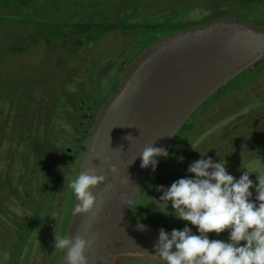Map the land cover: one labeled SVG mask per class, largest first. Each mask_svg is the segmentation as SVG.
I'll return each mask as SVG.
<instances>
[{
	"label": "rangeland",
	"instance_id": "1",
	"mask_svg": "<svg viewBox=\"0 0 264 264\" xmlns=\"http://www.w3.org/2000/svg\"><path fill=\"white\" fill-rule=\"evenodd\" d=\"M50 1L51 2L47 3H44L45 0L42 1L33 14L23 15V13L20 12L19 20L21 23H19V25L13 22L5 23L4 25L9 27V31L4 33L3 28H0V48L2 49L8 45L10 40H19L23 34H25V36H32L37 32L43 31L46 24L60 23L63 21H80L82 14L85 11L90 10L87 5H89V3L93 4L92 0H86L83 1L84 4H76V7H64L59 3L54 2V0ZM145 1L149 2L148 7L144 5ZM102 4L101 7L100 5L97 6V11L103 12L102 10L105 8L106 11L110 10L113 16H110L109 19L114 23L117 22L115 19V12L117 13L119 10H127L130 12L137 10L135 15L132 14L126 17L120 16L116 18H118L121 23L128 22L141 28H143V26H151L152 22L193 23L197 21H208L218 14L217 11L210 10L205 6H196L190 10L181 9L175 16H170L167 12L171 13V11H174L172 8L175 3H156V0H125L124 6L122 3L116 1L107 3L102 2ZM257 4L258 5L253 4L256 13L258 12L263 15L264 8L260 3ZM114 8L117 9L112 10ZM138 14H142V16L135 18ZM94 15H98L96 11L92 14V16ZM240 15L243 18L248 19L255 16L251 13L244 12H241ZM24 16L26 20L24 19ZM22 22L27 23V25L22 24ZM98 25L100 26V23H98ZM144 32H146V35H143ZM159 32V30L156 31V33ZM120 34L124 36L120 37L104 33L101 41L98 43L97 41L96 43L92 42L91 47L87 46V42H85L84 39H81L80 41L69 39L67 42L64 40L65 44L63 46L56 47L53 45L55 44V41H53L50 45L46 44L45 46L30 49L29 53L22 56L24 60L23 63H21L20 58L13 57V59L6 62L5 67H1L2 72H0V74L3 73L2 82L7 83L8 81L13 80L19 82L22 84V87H24L22 91L26 94L31 91L32 81L37 85H44L43 88L52 87L55 89L57 88L58 83L62 85L63 82H68L70 95H73L72 97L78 99L77 101L72 102L73 106H77V109L75 110L76 113H78V111H83V108L88 107L92 112L91 115L96 116L98 108H100L101 105L117 90L121 79L120 76L112 83L106 82L105 79L101 81L99 80L100 82H98L96 81L97 68L99 66L103 67L106 63L114 61L113 63H116L117 65L116 68L122 70L121 73L126 71V67L130 65L128 63L129 46H127V44L132 45V43L138 40L140 42L139 45H141V39L144 37L153 38L151 32L148 31H132L128 33L121 31ZM76 53H80V55L76 56ZM2 60L4 61V59ZM54 65L56 68L53 70ZM90 75L91 77L88 79V76ZM51 76L52 78L50 82L46 84L45 79ZM231 82V85L227 83L223 86L226 87L225 91H227V93L222 98V101L216 103L214 99H208V102L206 101L207 103H204L205 105L203 104L204 107H202V105L190 117L188 120L189 122L187 121L190 124L188 128H191L190 133L192 135L200 130L203 131L196 138L189 139L188 145L181 148L179 152H188L189 154H192L202 143H206L209 137H218L221 134L219 138L223 140L221 143L223 155L221 156L216 153H214V155L217 158L222 157V159L226 161L227 171L233 176L234 171L238 170L240 167H249L258 170L262 167V163H264V141H260L263 142L262 144H258L257 142L255 144L252 143L253 140L257 139L255 136H258V133L264 138V111L262 110L264 108V64L246 70ZM93 88L95 89L93 90ZM235 89L241 90V92H239L240 97L234 94L233 91ZM248 89H250V91H244ZM93 91L95 94H93ZM221 95L223 94H219L218 96ZM71 119L67 118L64 120L63 115L57 112L52 120L55 130L51 129L50 133L54 135L53 142L56 145L52 150L56 157V166L59 164L61 166H71V169L68 168V174L70 175V173H74V177L72 178L74 179L78 173L79 158L83 149V143H85L84 141L86 140L85 136L90 134L91 128H89L87 135L84 136L78 128H76V124L74 125V123L70 122ZM38 126H42V124L39 125L35 123L34 125H31L32 131L34 129V132L36 131L39 135H44L45 128H37ZM244 135L247 136V140L242 141ZM77 136H81L79 138L80 140L84 138L79 143V146L73 142V140H75L74 138ZM22 141L31 148H36V146H38L36 149H42L44 143L48 145L46 137L42 139L40 137L34 139L32 135L30 137L23 136ZM252 144L253 146H251ZM9 146L10 142L7 139L0 143V172L4 173V177H6V175L10 177L13 180V183L18 185V192L22 194L24 192V189L22 188L24 182L21 181L24 178H28L25 171L26 167L24 166L26 159H20L21 157H25L23 154L25 150L23 148L24 145L17 147L21 149L15 157H13L14 155L11 157L9 154ZM39 146L42 148H39ZM201 152L211 153L210 147L209 149L202 148ZM238 155H240L239 158L237 157ZM192 157L193 160L191 164L194 162V154ZM64 159L66 160L65 162L67 165L63 163L61 164V161L63 162ZM29 160L32 165L34 163L32 158H29ZM73 163L74 166H72ZM48 169L49 166L47 165V168L44 169V175L39 174L38 171L32 174L31 177V179L38 178L42 180L39 188L42 192H45L47 189L43 179L44 177L46 178ZM64 173L66 174V172ZM155 176L156 175L153 171L143 186V190L146 185L148 188L151 186ZM68 180L71 179H68L65 176L63 178V183H57L58 190H56L55 193L50 194L48 205L40 211L39 218L35 220L36 226L34 225L33 228L38 229L36 231V237L34 236L35 231L32 229L31 235L24 245L22 246L21 244L22 247H19L20 242L17 241L19 231L27 226L38 206L34 204L33 201L28 202L24 199L20 200L18 196L17 198L14 197L9 193L10 188L4 187L2 193L8 198L5 205L6 210H4V212L8 215L11 221L7 220L3 225L0 223V243L2 240L5 243H18V248L14 245L11 252L0 250L2 254H4L3 257H7L3 258L0 255V264H60L58 261L60 252L56 251L54 247V230L57 228L58 233L62 235L66 234L65 228L67 216L69 206L71 208V199L73 198L71 190L65 188V184ZM61 196L65 197L67 200L64 210L61 209L62 205L59 207V204H57L59 198L62 199ZM45 200L47 199L45 198L43 201ZM56 207L59 211L58 215L55 216L53 213L57 212ZM132 215L138 219V221L142 220L151 224L156 223L159 219L176 217L170 202L166 207L160 202V199H149V195L147 194H143L137 201L132 210ZM46 222L55 225L49 227L45 235H41L39 228L42 224H46ZM183 229L184 228H179L177 230ZM191 230L193 234L198 233V229ZM209 239H219L226 243L231 242L229 231H225L223 237H212V234H209ZM244 244L245 242L242 241L241 246H244ZM1 247L3 249L5 248L4 246ZM113 260L114 264H165L159 256L146 254H139V256H122L120 258H114Z\"/></svg>",
	"mask_w": 264,
	"mask_h": 264
},
{
	"label": "water",
	"instance_id": "2",
	"mask_svg": "<svg viewBox=\"0 0 264 264\" xmlns=\"http://www.w3.org/2000/svg\"><path fill=\"white\" fill-rule=\"evenodd\" d=\"M260 61L264 25L231 16L153 42L128 66L117 90L97 112L79 161L78 172L95 167L98 175L107 177L105 185L93 190L98 201L94 218L73 216L78 203L73 196L65 234L97 238L86 253L89 264H111L123 254L157 256L155 245L164 228L127 219L153 170L141 167V152L151 145L166 150L212 95ZM111 68L102 67L98 79L110 83ZM113 166L118 174L111 172ZM256 196L252 191L251 202L259 204ZM89 222L92 227L86 230ZM164 230L171 235L172 230ZM60 264H67L66 254Z\"/></svg>",
	"mask_w": 264,
	"mask_h": 264
},
{
	"label": "trees",
	"instance_id": "3",
	"mask_svg": "<svg viewBox=\"0 0 264 264\" xmlns=\"http://www.w3.org/2000/svg\"><path fill=\"white\" fill-rule=\"evenodd\" d=\"M44 0H0V28H3L4 33L9 31V27L5 26V23L13 22L21 23L20 14H33L40 3H42ZM83 1L86 0H54V2L59 3L61 6L64 7H76V4H84ZM90 1V0H87ZM120 2L125 4V0H92L93 4L89 3L88 8L89 11H85L82 14V17L80 18V21H63L60 23H50L45 25V29L43 31L37 32L34 35L25 36L23 34L19 40L14 41L10 40L9 44L3 47L0 50V72H2L1 67H5L6 62L8 60L15 58H20L21 63L24 62L23 55L26 53H29L30 49H33L35 47H41L45 46L49 42H52V39H55V45L57 43L58 46L64 45V40L69 39H76L80 41L81 39H84L85 42H87V46L91 47L92 42L97 41L100 42L102 37L104 36V33L110 34V35H117V36H124L121 35V31L124 33L132 32V31H148L151 32L153 38H147L144 37L141 39L142 44L137 40L132 45L127 44L128 47V63L131 64L143 51L146 49L149 45H151L153 42H158L162 40L163 38L173 35L175 33H179L191 28H194L196 26L216 21L219 18L222 17H241V12L244 13H251L253 16L252 18H243L246 20V22L254 23L256 25H264V14L261 15L258 12L256 13V9L254 5H258L257 3H260V5L264 8V0H156V3H172L174 7L172 8L174 11H171V13L167 12L170 16H175L176 13L179 12V10H187L194 8L196 6H205L209 8L210 10L217 11L218 14L214 16V18L208 20V21H202V22H193V23H178V22H172V23H154L152 22L151 26H143V28L132 25L128 22L121 23L120 20L116 17H126L129 15H135L136 11L130 12L125 10H119V12H115L117 20L116 23L110 21V16H113L111 14L112 12L110 10L106 11V8L102 10L103 12L97 11V6L100 5V7L103 5L102 2ZM51 2L50 0H45L44 3ZM149 2L145 1L144 5L148 7ZM254 4V5H253ZM117 8H114L112 10H115ZM146 9V8H145ZM144 9V10H145ZM167 10V9H166ZM96 11L98 15L92 16V14ZM21 12V13H20ZM254 12V13H253ZM104 14V15H102ZM166 15V14H165ZM142 14H138L135 16L141 17ZM167 16V15H166ZM134 17V16H132ZM131 17V18H132ZM255 17V18H254ZM24 19L26 20L25 16ZM27 22V21H26ZM100 23V26L98 25ZM22 24L27 25V23L22 22ZM96 24V25H95ZM160 31L159 33H156V31ZM113 33V34H111ZM143 35H146V32H144ZM50 45V44H49ZM96 45V44H95ZM65 50V49H60ZM71 55V54H70ZM80 55V53H76V56ZM25 56V55H24ZM48 57V56H47ZM4 59V61L2 60ZM54 62V61H53ZM114 62V61H113ZM264 64V61H260L258 64H256L254 67H257L258 65ZM56 65V63H55ZM53 66V70L56 68V66ZM252 67V68H254ZM128 67H126L127 69ZM251 68V69H252ZM101 69V66L97 68V74H96V81H98V73ZM125 69V70H126ZM124 72V71H123ZM54 76V74H53ZM91 77L88 76V79ZM52 76L49 78H46L45 83H49ZM3 81V73L0 74V143L3 142V140H9L10 142V150L8 151L11 157H15L17 155L18 151L21 147L24 145V156L20 159L25 160L24 166L26 167V175L28 178L22 179L21 182H24V186L22 187L24 192L21 194L18 192V185L13 183V180L6 175L4 177V173L0 172V223L3 225L7 222V220L11 221L8 217V215L4 212L6 210V202L7 199L5 197V194L2 193V191L5 188H10V192L14 197L19 199H24L28 202L33 201L34 204H36L37 210L35 211L34 215L31 217L29 221V225L33 224V226H36L35 220L39 218L40 211L44 209L48 203H49V197L50 194H53L58 189L57 183L61 182L63 183V178L68 173L69 166L64 161H61V164H66L67 166H61L60 164L56 166V157L53 154V148L56 146L53 142V134L50 133L51 129L55 130L54 125L52 124V120L56 116V113L63 115L64 120L67 118H72L70 122L76 124L77 128H81L78 125L77 119H76V109L77 106H73V101H77L78 99L75 97H72L70 95L69 90V84L68 82H63L62 85L58 83L57 88H43L44 85H37L32 80V88L31 91L26 94L22 89V84L19 82L8 81L7 83L2 82ZM100 82V81H98ZM232 82L228 83L231 85ZM41 86V87H40ZM95 88H93L94 90ZM226 87L221 88L218 90L214 95H212L210 98L214 99V101L220 102L222 101V98L225 96L227 91H225ZM225 91V93H224ZM244 91H250L244 90ZM234 94L236 96L240 97L239 92L241 90L235 89ZM93 94L95 92L93 91ZM219 94H223L221 96H218ZM209 98V99H210ZM17 99V100H16ZM242 100V99H241ZM243 101V100H242ZM208 102V100H207ZM205 102V104L207 103ZM83 104V103H81ZM204 104V105H205ZM204 105L202 107H204ZM214 107V106H212ZM211 107V108H212ZM213 110V109H212ZM69 122V123H70ZM189 122V121H188ZM186 123L181 130L176 134L174 137V141L171 146L167 147L166 151L168 153L167 158L161 156L159 160L157 161V167L154 171V174L156 175L155 178L152 181L151 186L146 185L143 190H140L139 194L137 195L135 202L132 204L127 219L130 221H136V222H143L147 224H151L149 222L145 221H138L133 215L132 210L134 206L136 205L137 201L141 198L143 194L149 195V199H160V197L163 195V192L158 191L157 189L163 186L165 189L169 188L173 182L181 179V178H194L193 174L189 173L188 168L193 160L192 155L194 154V162L198 161L202 158L207 159L211 158L214 162H221L222 157L217 158L214 153L223 155V149H222V141L219 136L218 137H209L208 141L206 143H202L200 147H197L198 149L194 151L192 154H189L188 152L180 153V149L188 145V140L191 138H196L203 130H200L196 132L195 134L190 133L189 123ZM35 123L42 126H38L37 128H45L44 135H39L36 131L34 132V129L32 131L31 125H34ZM82 134L85 136L83 129H81ZM32 137L34 139H37L40 137L41 139L46 137L47 143H44L43 148L39 146V148L42 149H36L31 148L29 145L24 143L22 141V137ZM88 137L85 136V138ZM87 139V138H86ZM41 142V141H39ZM85 144V143H83ZM205 144V147H204ZM84 147V145H83ZM211 150V153H203L201 152L202 148H207ZM82 153V151H81ZM203 155V156H202ZM29 158H32L33 164L31 165V161ZM47 165L49 166L48 173L46 178L44 177L45 185L47 186V189L45 192H42L39 190L40 188V182L42 180L38 178H33L32 174L39 171V174L44 175V169L47 168ZM45 168H44V167ZM42 168V170H41ZM66 172V174L64 173ZM153 172V170H152ZM151 172V173H152ZM19 184V183H18ZM21 184V183H20ZM145 185V184H144ZM143 185V186H144ZM144 191V192H143ZM47 199L43 201L44 199ZM3 205V206H1ZM41 208V209H40ZM40 209V210H39ZM2 210V211H1ZM53 215H57V213H53ZM15 224V223H14ZM55 224L46 222V224H42L40 226V233L41 235H44L48 228L53 226ZM151 225L164 228V229H179V228H191V229H197L193 225H191L189 222H185L182 220L177 219L176 217H168L159 219L156 221V223H152ZM15 226V225H13ZM67 227V225H66ZM34 229V228H33ZM66 229V228H65ZM38 229H34L36 232ZM199 231L196 235H199ZM212 237H223V234L216 235L215 233H211ZM24 241L20 242L19 247L24 245ZM16 248H18V243L15 244ZM21 246V247H22ZM13 249V248H12ZM0 250L4 252H11V249L2 248L0 245ZM0 251V255L3 257L4 254ZM139 254H124L120 255L116 258H120L122 256H132ZM62 253L60 252V257L58 259L60 263ZM5 258V257H3ZM114 262V261H113ZM111 264H114V263ZM129 264V263H125Z\"/></svg>",
	"mask_w": 264,
	"mask_h": 264
},
{
	"label": "clouds",
	"instance_id": "4",
	"mask_svg": "<svg viewBox=\"0 0 264 264\" xmlns=\"http://www.w3.org/2000/svg\"><path fill=\"white\" fill-rule=\"evenodd\" d=\"M140 156L141 167L146 169L151 166L155 171V157L167 158L168 153L151 145L145 147ZM188 171L194 178H181L169 188L161 186L157 190L163 192L160 202L166 207L170 202L176 218L189 222L200 234H193L191 228L185 227L183 230L173 229L169 236L164 229H160L155 245L156 255L165 264H264V172L258 173V184L254 185L250 179L252 173L248 170L237 180L228 173L226 161L221 159L217 163L211 158L193 162ZM111 172L118 174V169L113 166ZM106 182L107 177L98 175L95 167L80 170L74 179L66 182L65 188L70 189L78 201L73 216L95 217L98 201L93 190ZM122 183L126 185L129 180L125 179ZM253 187L259 204L251 202ZM121 199L122 203L128 202L126 196ZM65 200L62 197V207ZM72 202L73 198L71 207ZM102 204L103 201L100 202ZM70 211L69 206L67 226ZM91 227L89 222L86 230ZM225 231L230 232V243L209 239V234L220 235ZM54 237V247L64 257L66 254L67 264H89L86 253L95 245L96 237L84 239L77 235L70 238L58 233L57 228ZM242 241L244 246H241Z\"/></svg>",
	"mask_w": 264,
	"mask_h": 264
},
{
	"label": "flooded vegetation",
	"instance_id": "5",
	"mask_svg": "<svg viewBox=\"0 0 264 264\" xmlns=\"http://www.w3.org/2000/svg\"><path fill=\"white\" fill-rule=\"evenodd\" d=\"M53 41H55V39H52V42ZM52 42H49L48 43V45L49 44H52ZM53 45H55V44H53ZM56 47H58V45H57V43H56V45H55ZM60 46H63V45H60ZM59 51V50H58ZM75 63V62H74ZM108 64H112V68L110 69V71L108 72V76L109 75H113V79H112V81L110 82V83H112V82H115L116 81V79H118L120 76H122V74H123V72L121 73V69H117L116 68V63H113V62H110V63H106L105 65H103V67L104 66H106V65H108ZM102 68V67H101ZM99 74V73H98ZM99 81V80H98ZM101 81V80H100ZM107 82V81H106ZM259 99H260V97H259ZM93 108H95V107H93ZM99 109L100 108H98V111H99ZM263 111H264V108L262 109ZM92 114V112L90 111V109L88 108V107H86V108H83V111H78V113H77V115H76V119H77V122H78V125L81 127V128H78V130L81 132V129H83V131H84V134L85 135H87V133H88V131H89V128H92V125H93V121H94V119H95V117L96 116H94V115H91ZM263 115V114H262ZM263 120H264V116H263ZM77 128V127H76ZM90 131H91V129H90ZM82 133V132H81ZM83 135V134H82ZM255 136V135H254ZM81 136H77V137H75L74 139L75 140H73V142H75L78 146H79V143L81 142V140H83L84 138H82L81 140L79 139ZM257 139L256 140H253L252 141V143L253 144H255L256 142L258 143V144H262L263 142H260L261 140H263L264 141V138H262L261 137V134H259L258 133V136H255ZM87 138V137H86ZM175 139H173L171 142H170V144L168 145V147L169 146H171L172 145V143H173V141H174ZM244 140H247V136L246 135H244L243 136V138H242V141H244ZM86 141V140H85ZM84 141V142H85ZM243 144V143H242ZM253 144L251 145V146H253ZM69 150V149H68ZM70 151V150H69ZM242 151V150H241ZM238 158L240 157V155H238L237 156ZM79 161H80V158H79ZM72 166H74V163H73V165ZM78 167H79V164H78ZM69 168L71 169V166H69ZM246 170H248L250 173H252V174H250V179L253 181V183H254V185H256V184H258V179H257V177H258V173H261V172H264V163H262V167L260 168V169H258V170H254L253 168H249V167H244V168H239L238 170H235L234 171V173H233V176L238 180V179H240L241 178V176L243 175V172L244 171H246ZM78 172V171H77ZM69 173V172H68ZM67 173V175H66V177L68 178V179H72L73 177H74V173L72 174V173H70V175ZM151 175V174H150ZM149 175V176H150ZM149 178V177H148ZM148 180V179H147ZM142 190V189H141ZM251 191H255V187H253V189H251ZM61 197H63V196H61ZM61 200L62 199H60L59 198V202H58V204H59V207H60V205H61ZM66 201L67 200H65L64 201V203H63V207H62V209L64 210V207H65V204H66ZM60 209V208H59ZM59 211V210H58ZM30 221V220H29ZM32 229H33V224H30L29 225V222H28V224H27V226H25L23 229H21L20 231H19V236H18V239H17V241L18 242H22V241H24V242H26V240L29 238V236L31 235V231H32ZM16 241V242H17ZM1 246H4L5 248H7V249H12V248H14V245H15V243L14 242H10V243H5L3 240L1 241ZM11 257V256H10ZM5 258H7V257H5Z\"/></svg>",
	"mask_w": 264,
	"mask_h": 264
}]
</instances>
